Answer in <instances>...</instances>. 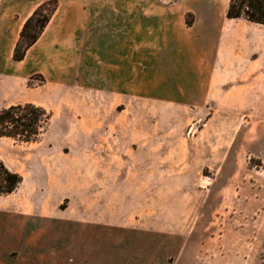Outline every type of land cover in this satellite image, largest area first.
<instances>
[{
  "label": "rangeland",
  "instance_id": "obj_1",
  "mask_svg": "<svg viewBox=\"0 0 264 264\" xmlns=\"http://www.w3.org/2000/svg\"><path fill=\"white\" fill-rule=\"evenodd\" d=\"M94 26L5 97L20 65L0 63V110L51 115L35 143L0 137L23 176L0 214L25 219L0 264H264V26L244 75L93 52Z\"/></svg>",
  "mask_w": 264,
  "mask_h": 264
},
{
  "label": "crops",
  "instance_id": "obj_2",
  "mask_svg": "<svg viewBox=\"0 0 264 264\" xmlns=\"http://www.w3.org/2000/svg\"><path fill=\"white\" fill-rule=\"evenodd\" d=\"M48 1L0 0V63L20 65L3 84L4 97L21 90L20 81L33 72L31 64L56 65L50 51L83 50L82 32L94 25L93 52L183 58L180 64L189 67L187 72L209 68L218 75L246 74L241 65L257 50V27L264 26L228 18L231 0H56L57 9L38 42L23 61H14L24 24ZM1 204L8 210V202ZM20 224L23 234L25 219L0 214V257L6 253L10 225H17L18 234Z\"/></svg>",
  "mask_w": 264,
  "mask_h": 264
},
{
  "label": "trees",
  "instance_id": "obj_3",
  "mask_svg": "<svg viewBox=\"0 0 264 264\" xmlns=\"http://www.w3.org/2000/svg\"><path fill=\"white\" fill-rule=\"evenodd\" d=\"M51 3L48 1L40 5L24 24L14 50V61H23L28 49L38 42L57 9L58 1L55 0L54 7L46 12V6ZM227 16L264 25V0H231ZM50 123V113L31 102L8 106L0 110V137L35 143ZM22 182L23 176L11 171L0 158V196L13 194Z\"/></svg>",
  "mask_w": 264,
  "mask_h": 264
}]
</instances>
